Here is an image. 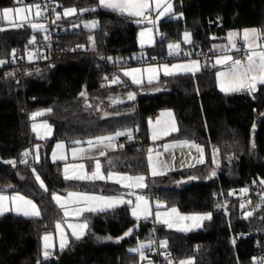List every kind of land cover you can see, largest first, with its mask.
Here are the masks:
<instances>
[{"label":"trees","instance_id":"16d2710c","mask_svg":"<svg viewBox=\"0 0 264 264\" xmlns=\"http://www.w3.org/2000/svg\"><path fill=\"white\" fill-rule=\"evenodd\" d=\"M171 2L173 12L159 22L167 36L146 48L148 58L153 59L151 53L155 52L157 57H165L166 44L182 41L185 31L192 32L195 51L207 52L230 30L264 29V0ZM16 5L19 4L15 0H0V10ZM55 5L58 11L77 9L76 15H61L53 20L61 31L58 41L62 45H83L94 55H104L108 63L121 67L139 65V60L148 59L140 56L143 47L139 32L143 25L135 23V18L99 8L98 0H55ZM93 7H97L94 12H79ZM93 18L99 22L96 29L80 27L74 28V33L69 32L72 25ZM0 28L5 29L0 30V60L8 61L13 50L15 56H25L24 44L32 33L44 42L45 30H33L28 25L6 27L4 22H0ZM94 55L64 54L54 64H27L22 71L6 63L0 65V189L21 192L41 212L38 218L14 213L0 216V264H140L139 255L129 250L146 240L167 241L165 250L171 251L176 260L192 258L194 264H255V232L261 231L264 246V217L258 221L253 215L245 218L243 211L248 209H241L240 198L228 193L264 179V85L258 84L255 92H222L216 68L209 64L195 76H161L158 82L163 89L142 95V85H126L123 81L112 84L110 65L100 64ZM133 90L137 92L135 99L125 100ZM81 92L86 96H81ZM115 97L120 98L113 102ZM101 106L107 107V113H103ZM46 109H52L44 118L50 121L54 133L46 148L40 149L39 162L33 166L23 164L20 162L23 153L28 151V157L32 158L36 142L30 130V115ZM164 110L173 111L179 131L162 141H194L204 147L205 162L151 177L141 144L124 141L100 157L104 171L148 176L149 187L142 192L160 199L167 209L176 207L180 212L193 214L210 212L212 218L204 220L197 230L183 232L151 219L137 220L131 216L129 205L87 213L83 216L88 222L86 235L55 251L53 259H45L42 237L54 232L56 222L64 219L53 202L54 193L85 191L114 195L122 190L109 181L66 180L61 162L50 160L55 142H85L124 132L137 124L149 145L147 120ZM213 149H219L218 166L213 162ZM10 160L16 161L15 167L5 163ZM213 167L218 168V174L208 179ZM36 174L47 191L40 187ZM189 177L197 179L184 187L170 186ZM260 212H264V206ZM129 230L131 235L125 236ZM240 232L253 235L237 238Z\"/></svg>","mask_w":264,"mask_h":264},{"label":"snow or ice","instance_id":"6c2138e0","mask_svg":"<svg viewBox=\"0 0 264 264\" xmlns=\"http://www.w3.org/2000/svg\"><path fill=\"white\" fill-rule=\"evenodd\" d=\"M16 3L22 4L23 0H15ZM59 6V5H58ZM47 5L43 6V9L41 7V4L36 3L33 5H28L24 7H16L13 8H4L0 10V22H8L11 24L12 27H24L25 25H28L33 30H46V27L44 24L34 22L32 18V11L35 10V17L40 18L43 16L44 12L47 11ZM97 7L107 9L113 12H118L121 15H127L128 17L135 18L134 22L137 24H141L144 22H147L149 24H153L155 26L156 21L163 17L166 14H170L173 12V4L171 0H98ZM97 7L93 8H82L79 10L80 14H83L84 12L88 11H96ZM55 11V9H53ZM155 12L156 19L151 18V14ZM77 9L76 8H66L64 9L63 13H56V19H60L61 15L64 17L76 15ZM11 17V19H10ZM18 18V19H17ZM55 23V21H53ZM99 22L96 20L87 22L84 24L85 28H91L94 29L98 27ZM0 30H5L3 28H0ZM152 32L153 29L147 28L139 33L140 36V43L141 46H143L145 43H152ZM148 37L147 41L144 39L145 37ZM47 39V37H45ZM89 40L94 43L93 37H89ZM227 40L228 45L226 46H217V49L220 51V55L217 56L215 59V62L213 64V67L216 65H222L225 66L224 71H218L216 73L218 84L220 91L222 92H236L241 90H247L249 92H255L257 90V84L264 85V29L258 30V29H244L242 33H236V32H230L227 34ZM242 42V47L238 46L237 41ZM183 42L184 43H191V34L188 32L184 33L183 36ZM30 44L35 43V36L32 37V39L29 41ZM78 47H83L82 45ZM168 48L170 50L169 54L172 55L174 53L178 54V50L180 49L179 43H172L168 45ZM235 51L237 53H243L244 58L243 59H235L232 55L227 54L228 51ZM186 55H191L190 53H186ZM12 56L15 57V50L12 51ZM32 59V53H29V61ZM110 59V58H109ZM7 61L0 60V65H3ZM201 70V64L198 60H192L188 63L183 64H162L158 66H149L145 69H131L124 71V76H129L132 78V83L134 84H141L143 83L142 79H138L136 76L133 75V73H140V72H147L150 74H156V75H150L148 78V83L151 84L154 81L159 80V73L162 72L164 76H174L177 74H191L195 76L197 72ZM8 75H13V73H8ZM107 79V77H105ZM112 84H118L121 83L119 77H114L111 81ZM157 91H160L161 89H156ZM81 96H86L85 92L80 93ZM129 100L135 99L134 93H128ZM116 102V101H114ZM90 106V105H89ZM52 109H46L43 111L35 112L32 114V119L35 120L36 117L45 115L46 113H50ZM164 117L169 118L168 120L163 119ZM170 120V122H169ZM151 125V138L153 141L157 139H164L166 136H170L175 132H178L179 129L175 123V120L173 118L172 112H162L160 114V117H158L154 122L149 121ZM38 128L45 129V133L49 134L51 132V128L47 123L43 124H35L32 125V130L34 132L37 131ZM121 135H128L131 136V133L128 132H117L115 136H106V137H98L95 141L89 140L87 141L88 145L90 147L96 146L100 147L103 146L104 148L115 150L112 141L115 140L116 137ZM38 138H43V136L37 132ZM74 143L79 144L80 141H74ZM37 147V155L34 157V159L39 162V155H38V149ZM63 143H58L56 145V149L63 150L64 149ZM120 147H123V145H120ZM192 148L196 149L198 152L201 153V158L196 161V163H204L203 159V153L204 149L194 143L189 142L187 140L185 141H178L176 143H165L163 145V149L165 151L169 150L170 148ZM87 151L84 148H73L72 149V156L73 158H77V153L81 154V158H84L83 153ZM149 156V167L151 169V175H161L163 173L158 172L156 170V167L153 163V158L151 153L153 152L152 148H149L148 150ZM219 152V149H213V162H215V155ZM30 155L28 151L23 153L24 157H27ZM100 156H106L107 153L105 151H100ZM88 159H92L95 161L94 163V170L91 171V173L85 172V165L79 164V165H68L65 164L64 168V178L66 180H112L114 173L109 171L107 175L105 176L101 172V163L99 159L95 157H87ZM53 162L56 160H66L67 157L63 154V151L60 152L58 155L57 152H53L52 154ZM21 163H27V160H21ZM5 163L11 164L13 167L16 166V161L10 160L5 161ZM109 164H111V161H108ZM189 167H194L195 165L189 164ZM69 167L73 168H79V173H74L73 175L68 174ZM33 172L35 173V169H33ZM212 176H215L216 173L213 171L211 173ZM36 180L40 183V187L43 188L45 191H47V188L45 187L43 181L40 179V176L36 174ZM189 179H197V177H189ZM123 181H133L132 184H125ZM145 176H127L122 175L119 176V178L116 180L117 183H121L123 187L125 188H145L146 184L144 183ZM260 184L264 185V180L260 181ZM8 187H11L9 185ZM6 190L0 189V216H3L5 212H15L17 215H22L26 218H38L41 215L40 209L37 206L36 203L33 202V200L26 198L24 195H21L19 193L13 194V195H7L4 194ZM242 193H247L248 189H242ZM131 194V193H130ZM234 193L230 192L228 193L229 196L233 195ZM53 201L56 202L58 208L63 212L64 217H68L69 215H75L76 217L82 216L85 212L89 213H95L98 211H106L109 208L115 207L117 204H127L131 206V213L134 217L137 219H140L141 216H143L144 219H147L149 216H154L156 222L162 223L167 225L168 228L174 227L175 222L179 221H204V220H210L212 218V213H206V214H193V215H181L179 210L176 207H172L170 210L164 212L163 214L156 210L153 212V210L150 207L148 199H146L142 195H136L135 202L132 200H124L122 196L119 197H112V196H100V195H93L88 194L85 192H69L67 194V197H61L60 195L53 194L52 195ZM252 204V201L249 200L247 203H241L240 208L241 209H247ZM73 207H69V206ZM159 202L157 203V209L162 207ZM264 206V193L260 195V203L255 205V207L252 208L251 211H245L244 216L245 218H248L253 215L254 211L259 209L260 207ZM221 205H217V208H220ZM163 217H169L164 218ZM195 226H199V224H196ZM68 227L72 229V236L75 237V239L79 240L81 237L85 234V230L88 228V223L85 220L83 223L78 224H69ZM55 229L57 232L60 233L61 240H60V248L61 250L66 246L67 244V237L62 231V223L60 221H57L55 224ZM79 230V231H78ZM178 231H190L191 228L189 227H178ZM132 230H129V232L125 233V236L131 235ZM44 241V251L43 256L45 259H47L50 256V252L48 249L51 247V245L48 243L52 239L51 233H45L42 237ZM105 239L111 240L112 237H105ZM118 239H123V237H120ZM234 243V241H233ZM145 247H151V245H145L141 243L137 248L130 249L129 251L139 253L140 259L144 260L147 259V257L144 255V252L142 249ZM161 248L167 247V241H161L160 242ZM167 260V256H166ZM39 264V262H38ZM167 264H173L172 260H167ZM178 264H194V261L191 258L180 260ZM258 264H264V259H261Z\"/></svg>","mask_w":264,"mask_h":264},{"label":"rangeland","instance_id":"374dc122","mask_svg":"<svg viewBox=\"0 0 264 264\" xmlns=\"http://www.w3.org/2000/svg\"><path fill=\"white\" fill-rule=\"evenodd\" d=\"M33 4H35L34 2L33 3H22V4H19V5H16V6H13V7H8V8H13V9H15L16 7H18V6H20V7H24V6H28V5H33ZM66 9V8H65ZM63 11H64V9L62 10V11H58L57 10V8H56V11H55V16H54V19H56V13H63ZM179 17H180V15H178ZM179 17H176V18H179ZM32 18H33V20H34V22H37V23H41V24H44L45 25V27H47V25H48V22L46 21V20H44V18L41 16L40 18H36L35 17V10L33 9V11H32ZM151 18L152 19H154V17H153V14H151ZM10 19H11V17H10ZM18 19V18H17ZM93 20H96V21H98L97 19H87V20H83V21H81V22H79V23H76V24H74V25H72V28L74 29V28H80V27H83V28H85L84 27V24L85 23H87V22H90V21H93ZM5 23V26L6 27H12L11 26V24H9L8 22H4ZM99 25V24H98ZM141 25H143V27L141 28V30H140V32L141 31H143V30H145V29H147V28H151V29H153V32H152V43H150V44H146V45H143L142 47V50H141V52H140V56L141 57H144V58H148V55H147V50H146V48L147 47H151V46H154V45H157V39H156V35L158 34L157 33V30H156V26L157 25H159V24H157V22H156V24H155V26L153 25V24H149V23H147V22H144V23H141ZM97 28V27H96ZM96 28H94V29H96ZM86 29H91V28H86ZM93 30V29H92ZM139 32V33H140ZM185 32H188V33H190L191 34V43H184L183 42V37H182V41H180V42H175V43H179L180 44V49L178 50V54L177 53H174V54H172V55H170L169 54V52H170V50H169V48H168V45L169 44H172V43H167L166 44V46H165V48H166V56L165 57H160V58H162V62H159V63H157V62H150V63H145V64H143V65H141V64H139V65H133V66H130V65H124V66H122L121 67V70H122V72H123V70H125L126 68H128V69H136V68H139V69H144V68H146L147 66H150V65H162V64H165V63H167V64H172V63H183V62H185V61H188L189 60V58L190 57H188V56H190V55H186V53H190V54H192L193 52H194V46H193V34H192V32L191 31H185ZM184 32V33H185ZM230 32H236V33H239L240 31L239 30H230L228 33H230ZM184 33H183V36H184ZM140 41V40H139ZM141 44V43H140ZM226 45H228V40H227V35L222 39V41H220V42H217V43H215L214 45H213V50L214 49H217V46H226ZM158 49V48H157ZM159 50V49H158ZM218 51V50H217ZM29 53H32V59H31V61L32 60H35L36 59V55H35V52L34 51H29V52H27L26 53V58L29 60ZM152 55V58L153 59H155V58H157V56H158V54L155 52V53H151ZM227 54H229V55H232L234 58L236 57V54H235V51H228V53ZM171 56H173L175 59L174 60H168V57H171ZM216 70H217V68H216ZM220 70H222V69H220ZM219 70V71H220ZM224 70H226V69H224ZM223 70V71H224ZM156 89H163V87H162V85L157 81V82H153V83H151V84H149V83H146V84H143L142 86H141V89H140V93L142 94V95H149V94H156V93H158V92H160V91H157ZM236 92H238V91H236ZM130 93V92H129ZM131 93H134L135 94V97H136V91L135 90H133ZM227 93H232V92H227ZM128 95H126L125 96V100H129L128 98ZM117 98H120V97H115V98H112L113 99V102L114 101H117ZM101 110L103 111V113H107L106 111H107V107L106 106H101ZM167 120L169 119V118H167V117H165ZM148 122H149V119L147 120V126H148ZM169 122H170V120H169ZM147 133V132H146ZM106 136H115V135H106ZM106 136H98V137H106ZM90 140H92V141H95L96 140V138L94 137V138H91ZM89 141V140H88ZM166 142L165 143H169V144H172V143H176V141H167V140H165ZM164 142V141H163ZM164 143V144H165ZM47 144H48V141L47 140H41V141H37L36 140V142L34 143V147L36 148V151H37V147L36 146H39V149H38V155H39V159H40V149L43 147V148H46V146H47ZM112 144H113V146L115 147L116 145H117V143H116V138H115V140H113L112 141ZM163 146V145H162ZM159 147V146H157V144L156 143H150L149 145H148V149L149 148H152L153 149V152L151 153V155H152V158H153V163H154V165H155V167H156V170L158 171V172H161V173H163V174H161V175H164V174H166V173H168V172H170V171H172V170H177V169H182V168H186V167H189L188 165L189 164H193V165H198V164H201V163H196V161L197 160H199L200 158H201V154L199 155L198 153H196V151H194L193 149H186L185 147L184 148H177V149H174V150H171V148L169 149V150H167V151H165L164 149H163V147ZM203 149H204V147L203 146H201ZM73 148H84V149H86L87 151H85V153H83V156H84V158H81V154L80 153H77V158H75V161L74 162H78V161H80V160H85V159H87V157H101L100 155H99V153H100V151H105L106 153L108 152V151H110V149H107V148H104L103 146H100V147H96V146H92V147H90L89 145H88V143H86V144H81V143H79V144H73V145H71V148H70V150H71V153H72V149ZM53 150V149H52ZM52 150H51V152H52ZM51 152H50V160H51ZM214 155V154H213ZM36 156V154L35 153H33L32 152V157L34 158ZM148 156H149V153H148V151H146V160H147V164H148V176H151V177H154V176H152L151 175V169H150V167H149V161H148ZM72 158H73V156H72ZM203 159H204V161L206 160V153H205V150H204V153H203ZM52 161V160H51ZM37 162V161H36ZM74 162H72V163H74ZM220 164V154H219V152L215 155V162H214V165L215 166H218ZM77 165V164H76ZM64 169L62 168V172H63V174H64V171H63ZM79 171H80V169L77 167V168H73V167H70L69 169H68V174L69 175H73L74 173H79ZM84 171L85 172H87L85 169H84ZM213 171H215V173H216V175L215 176H212L211 175V173L213 172ZM217 174H218V168L217 167H213L211 170H210V172H209V176H208V179H210V178H214V177H216L217 176ZM122 175H127V176H132V175H130V174H127V173H117L116 175H114V177H113V179L112 180H108V181H110V182H114V183H116V184H118L121 188H122V190H121V192L119 193V194H117V195H115L114 197H119V196H122V198L124 199V200H132L133 202H135V197H136V195H142V196H144L146 199H148V201H149V204H150V207H151V209L153 210V212H155L156 210H159L162 214L164 213V212H166V211H168V210H170V209H167L166 207H165V204H164V202H162L160 199H158V198H152L151 196H149V195H147V194H145L144 192H142V190H145L146 188H148L149 187V184H148V176H145V175H143V176H145V181H144V183L146 184V187L145 188H135V187H133V188H125V187H123L122 186V184L121 183H117L116 182V180L119 178V176H122ZM136 176H140V175H136ZM156 176H159V175H156ZM132 177H135V176H132ZM41 179V178H40ZM194 179H189V178H184V179H181V180H178V181H175V182H173V183H171V185L170 186H173V187H184V186H186V185H188V184H190L192 181H193ZM44 183V182H43ZM123 183H125V184H132L133 183V181H123ZM45 185V184H44ZM15 193H19V194H21V195H24V194H22L21 192H19V191H15ZM131 193V194H130ZM232 193H234L233 194V196H238V192H232ZM8 195V194H7ZM25 196V195H24ZM26 197V196H25ZM26 198H28V197H26ZM28 199H31V198H28ZM32 200V199H31ZM34 202V201H33ZM160 203L161 205H163L162 207H160L159 209H157V203ZM35 203V202H34ZM121 205H127V204H120V206ZM114 208V207H113ZM111 209V208H110ZM180 212V211H179ZM130 213H131V206H130ZM180 214L181 215H193V213H184V212H180ZM194 214H196V213H194ZM131 216L133 217V218H135V219H137L136 217H134L133 215H132V213H131ZM164 218H169V217H163L162 216V219H164ZM141 219H144L143 218V216H141V218L140 219H137V220H141ZM147 219H151L153 222H156V220H155V218H154V216H149ZM85 220H83V222H84ZM82 222V223H83ZM203 222L204 221H198V222H194V221H179V222H175L174 223V227H172V229H174V230H177V228L178 227H189V228H191V230L190 231H194V230H197V229H199V228H201L202 227V225H203ZM88 223V222H87ZM156 223H159V222H156ZM196 224H199V226L197 227V226H195ZM88 229V228H87ZM87 229L85 230V234L82 236V237H84L85 235H86V233H87ZM178 231V230H177ZM190 231H183V232H190ZM65 235H66V237H67V244H66V246L68 245V244H70L71 242H72V240H74L75 239V237H73V236H71V237H69L70 235H68V234H66V233H64ZM81 237V238H82ZM76 240V239H75ZM161 241H164V240H158V241H151V240H146V241H141V242H138L137 244H136V246H134V247H131L130 249H134V248H137L141 243H143V244H145V245H151V247L150 248H153V247H155L156 245H159L160 246V242ZM65 246V247H66ZM64 247V248H65ZM149 247H145L144 249H142V251L144 252V255L147 257V259H144V260H141L140 259V264H153V262H152V258L151 257H149L148 256V254H147V250L148 249H150ZM162 249H164V248H162ZM60 250H61V248H60ZM133 253H135V252H133ZM138 255H139V253H137ZM140 257V256H139ZM192 259V258H191ZM183 260H185V259H183ZM193 260V259H192ZM180 260H175L174 262H173V264H178V262H179Z\"/></svg>","mask_w":264,"mask_h":264},{"label":"built area","instance_id":"2783aa9c","mask_svg":"<svg viewBox=\"0 0 264 264\" xmlns=\"http://www.w3.org/2000/svg\"><path fill=\"white\" fill-rule=\"evenodd\" d=\"M25 0H23V3ZM41 4V7L43 9L44 5H47V11L44 12L43 18L48 22V25L46 27V30L44 32V42L40 41L39 36L36 33H32L26 40L24 44V50H25V56H15L11 57L7 62L6 65L17 70V71H22V69L27 65H36L39 66L42 63H49V64H54L55 60L58 56L64 55V54H74V53H89L91 55H94L93 52L89 51L86 49L83 45V47H78L80 45L76 46H71V45H62L58 41V35L60 34L61 31H59L55 24L53 23L54 20V15L56 10V5H55V0H36L34 2ZM157 30V35L156 39L157 41L164 39L165 36H167V32H163L160 29V26H156ZM69 32L74 33V29L70 28ZM35 36V43L30 44L29 41L32 39V37ZM47 37V39H45ZM158 43V42H157ZM238 46L242 47V42L237 41ZM29 51H34L36 55V59L29 61L26 58V53ZM237 59H243V53H237L235 52ZM98 62L102 65H110L113 76L114 77H119L120 81H123L126 85H129L130 83L128 80L123 78L121 75V65L116 64L114 62L108 63L107 58L104 55H94ZM212 56L213 52L212 51H195L188 57L190 58H199L200 61L204 65H211L212 64ZM175 58L173 56L168 57V60H174ZM150 62H162V58L157 57L155 59H141L139 60V64H145V63H150ZM124 132L131 133V136L128 135H123L122 140L123 141H137L138 143L141 144V146L144 148L145 152L148 150V145L146 143V138L144 134L141 133L139 125L135 124L133 128H130ZM27 160V165H35L36 160L32 157L29 158L23 157L21 160ZM25 164V163H23ZM243 189H248L247 193H242L241 190L238 191V197L240 198L242 203H247L249 200L252 201V204L247 208L248 211H251L255 205L260 203V195L264 193V186L261 185L259 182L254 183L253 185H249ZM263 208L260 207L256 211H254L253 216L255 217V220L258 221L260 218L264 217V212H260V210ZM246 210L243 211V213ZM140 230H138L139 232ZM253 234H245L244 232H240L237 234V238H244L246 236L251 237ZM255 235L257 236L255 241H254V250H253V260L255 264H258V262L261 259H264V246H263V240L261 237V231L257 230L255 232ZM149 256L152 258L153 264H167V260H172L173 262L176 260L174 255L172 254L171 251H166L165 248L162 249L159 245H156L153 248L149 249ZM50 256L48 258L53 259L55 257V251L50 252ZM167 256V260H166Z\"/></svg>","mask_w":264,"mask_h":264},{"label":"crops","instance_id":"0c3cea01","mask_svg":"<svg viewBox=\"0 0 264 264\" xmlns=\"http://www.w3.org/2000/svg\"><path fill=\"white\" fill-rule=\"evenodd\" d=\"M153 14V17H154V20L156 19V14H155V12H153L152 13ZM169 14H166V15H164L163 17H161V18H159L156 22H157V24H159V22L161 21V19L162 18H164V17H166V16H168ZM178 17V16H177ZM246 29H256V28H246ZM244 30V29H243ZM243 30H241L239 33H242L243 32ZM146 41H147V39H148V37L146 36L145 38H144ZM139 40H140V36H139ZM146 44H150V43H145L144 45H146ZM218 49H214V50H212V52H213V56H212V65L214 64V62H215V59L217 58V56H219L221 53H220V51L218 50ZM235 59H237V57H235ZM192 60H198V61H200V59L199 58H189V60L188 61H185V62H183V63H188V62H190V61H192ZM182 62L181 63H172V64H183ZM165 64H167V63H165ZM172 64H168V65H172ZM200 64H201V70L203 69V67L205 66L201 61H200ZM141 65H143V64H141ZM150 66H158V65H150ZM147 67H149V66H147ZM146 67V68H147ZM215 68H217V70H216V73L220 70V69H222V70H220V71H223L224 69H225V66H222V65H216L215 66ZM145 69V68H144ZM126 70H131V69H128V68H126L125 70H123V72H122V70H121V75L123 76V78H125L126 80H128V82L131 84V85H133V86H139V85H143V84H146V83H148V78H149V76L150 75H156V74H150V73H147V72H140V73H133V75L134 76H136L138 79H142L143 80V83H141V84H139V85H137V84H134V83H132V78L131 77H129V76H124V71H126ZM143 70V69H142ZM200 70V71H201ZM199 71V72H200ZM178 75V74H177ZM161 76H164L163 75V73L162 72H160L159 73V80H160V78H161ZM158 80V81H159ZM154 82H157V81H154ZM217 84H218V80H217ZM257 86H258V84H257ZM218 87H219V84H218ZM219 90H220V88H219ZM241 91H247V90H241ZM238 92H240V91H238ZM247 92H249V91H247ZM168 111H170V112H172V114H173V118H174V120H175V117H174V113H173V111L172 110H164V111H162V112H168ZM161 112V113H162ZM35 113V112H34ZM160 113V114H161ZM32 114L33 113H31V115H30V130H31V133H32V135H33V137H34V139L35 140H37V141H41V140H48V139H50L51 137H52V135H53V133H54V128H53V126H52V124L50 123V121L49 120H47L46 118H44V115H42V116H38V117H36V119L35 120H33L32 119ZM160 114H158V115H156V116H154V117H151V118H149V121H155L158 117H160ZM163 119H165V120H167L165 117L163 118ZM33 123H35V124H37V125H39V124H43V123H47L49 126H50V128H51V132L49 133V134H46L45 133V129H43V128H38L37 129V131L36 132H34L33 130H32V125H33ZM175 123H176V120H175ZM176 125H177V123H176ZM37 132H39L42 136H43V138H38V136H37ZM146 136H147V139H148V141H149V143H156L157 144V146H159V147H161L162 145H164V143L166 142V141H162V140H164L165 138H167L168 136H166V137H164V139H157V140H155V141H153L152 140V138H151V125H150V123L148 122V126H147V130H146ZM122 136L123 135H121V136H118V137H116V143H117V145L114 147V148H117V146H118V144L119 143H121V142H124L123 140H122ZM95 138H98V137H95ZM91 139V138H90ZM90 139H88V140H90ZM88 140H86L85 142H81V144H86L87 143V141ZM167 141H176V142H178V141H185V140H181V139H174V140H167ZM187 141H189V140H187ZM189 142H194V141H189ZM58 143H63L64 144V149L63 150H58V149H56V145L58 144ZM194 143H196V142H194ZM74 144H76V143H74ZM196 144H198V143H196ZM71 145H73V144H68L66 141H64V140H59V141H57V142H55V144L53 145V150H52V152H51V154H53V152L55 151V152H57V154L59 155L60 154V152L61 151H63V154L67 157V159L66 160H56L55 162H61V164H62V168L64 169L65 168V164H68V165H79V164H83V165H85V170L88 172V173H91V171H93L94 170V163H95V161L94 160H92V159H85V160H80V161H78V162H74L75 161V159L74 158H72V153H71V150H70V148H71ZM198 145H200V144H198ZM200 146H202V145H200ZM163 147V146H162ZM177 148H179V147H177ZM177 148H171V150H174V149H177ZM186 149H189L188 147H185ZM190 149H192V148H190ZM194 151H196V153H198L199 155L201 154L200 152H198L196 149H193ZM109 152V151H108ZM33 153H35L36 155H37V151H36V148L35 147H33ZM95 158H97V159H99V161H100V163H101V172L106 176L107 175V173L108 172H105L104 171V168H103V164H102V160H101V158L98 156V157H95ZM51 160H52V162H53V159H52V155H51ZM72 162H74V163H72ZM70 168V167H69ZM64 171V170H63ZM112 173H114V174H117V173H123V172H117V171H111ZM63 173V172H62ZM125 174V173H124ZM63 176H64V174H63ZM87 181H90V180H87ZM95 181H108V180H95ZM110 182V181H109ZM114 183V182H113ZM70 192H85V191H70ZM69 193V192H68ZM68 193H65V194H61V193H55V194H57V195H60L61 197H67V194ZM85 193H88V194H93V195H100V196H112V197H114L115 195H117V194H114V195H106V194H100V193H95V192H85ZM4 194H8V195H13V194H16L15 193V191H13V192H4ZM55 204H56V202L55 201H53ZM57 205V204H56ZM117 206H120V204H117L115 207H117ZM70 208L71 207H73V206H69ZM113 208V207H112ZM110 209V208H109ZM99 212V211H98ZM7 213H14V214H16L14 211L13 212H5V214H7ZM87 213H89V212H85L82 216H80V217H76L75 215H69L68 217H64V219L63 220H61L60 222L62 223V231L64 232V233H66V234H68V235H70L69 237H71L72 236V229H70L69 227H68V225L69 224H78V223H82L83 222V216L85 215V214H87ZM79 231V230H78ZM51 235H52V239L48 242L50 245H51V247L48 249V251L49 252H51V251H57V250H60V240H61V236H60V233L59 232H57L56 231V229H55V231L54 232H51ZM43 245H44V241H43ZM64 249V248H63Z\"/></svg>","mask_w":264,"mask_h":264},{"label":"water","instance_id":"95a60500","mask_svg":"<svg viewBox=\"0 0 264 264\" xmlns=\"http://www.w3.org/2000/svg\"><path fill=\"white\" fill-rule=\"evenodd\" d=\"M261 180H264V179H263V178H260V179L258 180V182L260 183ZM261 185H262V184H261ZM263 186H264V185H263Z\"/></svg>","mask_w":264,"mask_h":264}]
</instances>
